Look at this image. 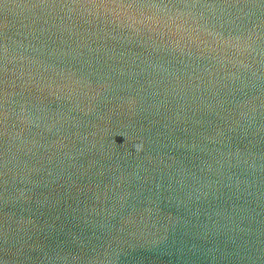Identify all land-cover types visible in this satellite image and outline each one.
<instances>
[{"label": "water", "instance_id": "1", "mask_svg": "<svg viewBox=\"0 0 264 264\" xmlns=\"http://www.w3.org/2000/svg\"><path fill=\"white\" fill-rule=\"evenodd\" d=\"M0 264H264V0H0Z\"/></svg>", "mask_w": 264, "mask_h": 264}]
</instances>
